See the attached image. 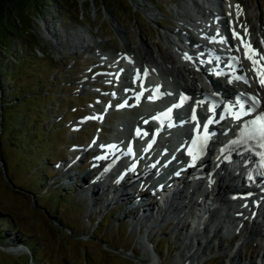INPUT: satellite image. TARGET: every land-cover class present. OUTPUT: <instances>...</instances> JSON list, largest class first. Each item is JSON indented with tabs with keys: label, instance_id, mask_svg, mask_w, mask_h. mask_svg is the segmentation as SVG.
Segmentation results:
<instances>
[{
	"label": "rangeland",
	"instance_id": "1",
	"mask_svg": "<svg viewBox=\"0 0 264 264\" xmlns=\"http://www.w3.org/2000/svg\"><path fill=\"white\" fill-rule=\"evenodd\" d=\"M238 1L246 17L251 1L264 19V0ZM182 2L62 0L63 17L50 8L43 15L28 9L25 19L31 21L26 25L30 27L26 36L31 40L27 43L39 47L42 59L36 64L46 69L43 84L35 90L45 96L38 101L43 113L30 110L27 117L22 112L15 115L14 108H9L6 118L0 117V264H143L153 255L158 264H184L190 253L182 242L184 230L173 229L174 220L160 225L143 244L145 228L131 224L137 209L122 213L128 207L121 205L118 211L111 208L119 201L108 204L102 187L97 205L92 206L86 197L89 194L82 191L83 185L89 186L94 180L99 166L95 160L101 159L98 153L88 154L93 148L82 149L110 139L112 131L108 128L123 116L135 118L140 113L139 108L126 109L123 114L103 112L100 116L97 111L112 99L121 101L120 93H127L128 89L118 85L130 84L128 64L140 63L138 57L133 59L139 53L140 40L154 50L164 47V32L179 26V16L171 9H180ZM182 34L187 36L186 32ZM24 38L13 40L10 51L1 49V61L16 62L17 49L30 50ZM126 43L133 47V54L128 52L132 60L122 56ZM105 54L106 58L101 56ZM114 71L121 79L113 78ZM3 78L0 76V91L9 90ZM91 118L95 120L88 122ZM82 165L85 168L81 171ZM70 174L86 182L78 187L79 178L77 184L66 181L64 177ZM149 198L141 199L149 203ZM221 234L224 238L214 239L207 250L196 248L199 264H264L259 256L264 246L261 236L253 235L231 249V234L225 229ZM185 242L187 246L196 244L189 237ZM152 245L158 250L156 254ZM221 247L236 255L234 263L220 251Z\"/></svg>",
	"mask_w": 264,
	"mask_h": 264
},
{
	"label": "bare ground",
	"instance_id": "2",
	"mask_svg": "<svg viewBox=\"0 0 264 264\" xmlns=\"http://www.w3.org/2000/svg\"><path fill=\"white\" fill-rule=\"evenodd\" d=\"M237 6L241 7L238 0H183L181 8L173 11L179 16L177 18L179 26H173L164 32L163 48L154 50L144 40H140L137 45L140 49L139 53L133 58L138 57L140 63L132 61L131 64L134 66H128L129 69L132 67L137 86L133 88L127 83L118 85L120 88L128 89L122 100L115 103L112 99L103 110L97 111L98 115L103 112L105 114H113L114 112L123 114L124 110L136 108V104H140L142 107L139 109L140 113L135 118L123 116L114 127L108 128L109 131H112L110 139L105 140V142L97 141L93 144L94 152L95 150L98 151V156L104 160H95L99 166L98 172H94V180L89 183V186L86 183L83 188L81 187L85 195L89 194L86 197L92 206L97 205L99 200L96 198L102 187L101 193L105 194L104 199L108 201V204L119 201L111 208H116L118 211L121 205L128 207L122 213L133 212L137 209L131 224L136 226L135 228H145L141 237L143 244V240H149L150 235H153L160 225L174 220L173 229L179 232L184 230L185 238L182 242L188 248L187 252L190 253L188 256L184 254L186 256V259H183L184 264H199L200 255H195L197 253L196 248H201L202 251L207 250L214 239L224 238L221 234L223 229L232 236L231 249L239 247L253 235L261 236L264 240V194L261 195L262 200L256 202L258 195L255 194V190L249 188L250 184L242 179L243 170L240 168H245L247 161L238 158L221 162L222 155H215L214 163H217V166H212L211 163L205 164L204 167L207 166V169L201 172H206L209 182L199 178L194 179V174L189 173L192 170L186 173L179 170L177 173L183 175L184 178L177 186L173 183L170 184V180H167L165 184L158 187L157 182L161 179L163 181L165 178L154 173L152 176L154 179L149 180L147 178L145 186L136 188L128 182L127 177L124 176L126 173H122L123 167H119L117 164L111 165V160L114 156V150H122L121 141L125 136V131L129 128L133 130L134 124L145 128L141 122L167 101L163 96L166 94L163 84L174 86L175 90L189 91L193 96L208 92L209 88L212 87L223 95L226 91L233 90L237 95L252 94L260 100L264 99V86H261L259 82L260 74L253 69L252 61L245 57V45L250 44L251 49L249 51L254 49L259 54L254 57L259 61L257 67L264 66V60H259V56H264V19L261 16L262 12L256 9L250 1L249 15L246 17L243 8L239 10ZM149 14L157 15L155 12ZM188 19L196 23L200 38H197L194 33L187 29ZM246 20L251 23L252 28L249 24L247 25ZM253 29L255 31H252ZM183 32H186L187 36L182 34ZM223 50L227 54H224L226 57L223 58L224 61L221 64L215 58L216 56L221 57ZM129 51L132 53L133 47L126 43L122 56L132 60L128 54ZM198 52L202 53L199 54ZM101 56L107 57L106 54ZM229 56L233 58L231 72L222 74V71L227 70L224 63L227 62ZM117 70L119 69L116 68L115 71ZM115 71L113 78L121 79V76L117 77ZM144 71L147 72L145 78H143ZM153 76L161 78L163 84L161 82L153 83L151 80ZM140 86L146 88L144 96L146 100L142 98L138 103L135 100ZM120 94L113 95L120 96ZM132 94L134 96H131ZM120 102L124 104L121 110L119 107L113 106ZM192 107L193 105H190L189 108L192 109ZM196 112L202 116L200 111L196 110ZM181 115L182 118L186 119L185 112H182ZM123 151L124 149L122 153ZM157 156L154 155L152 160L147 162L148 167L152 161L157 159ZM174 157L181 158V152L175 153ZM164 160L166 158L161 159V161ZM206 162L208 163V160ZM167 163L165 162V166ZM83 168H85L84 165L81 166V171ZM151 172L153 173L155 170L152 169ZM87 175L89 177V173ZM87 175H82V177ZM64 178L66 181L71 180L75 184L79 178L78 187L86 182L79 175L70 174ZM111 178L115 179V182L111 181ZM239 187H243L244 191H236V188ZM241 193H245L244 195L251 194L252 199L230 200L234 194ZM147 195L150 196L149 203L142 202L141 198H145ZM149 206L151 207L148 209ZM144 218H147L148 222ZM187 237L193 241L196 240V244L194 245L192 242L187 246L185 242ZM152 248L156 254L158 250L154 248V245ZM226 250L223 247L220 248L229 262L234 263L236 255ZM259 256L262 261L264 259V246L261 247ZM143 264H158V262L153 255L148 262H143Z\"/></svg>",
	"mask_w": 264,
	"mask_h": 264
},
{
	"label": "trees",
	"instance_id": "3",
	"mask_svg": "<svg viewBox=\"0 0 264 264\" xmlns=\"http://www.w3.org/2000/svg\"><path fill=\"white\" fill-rule=\"evenodd\" d=\"M61 3L62 0H0V76H3V80L9 84V90L0 91V117L3 119L6 118L9 108H14L15 115L22 112L27 117L30 110L43 113L38 101L45 95L41 96V92H37L35 87L43 84L42 78L46 69H40V64H36L42 59L37 51L39 47L27 43L31 38L26 36L30 31V27L26 25H29L31 20L27 22L25 14L31 8L34 12L43 15L45 9L50 8L53 14L63 17L65 9ZM21 38L25 39L26 46H31V49L28 51L24 48L17 49L14 53L17 56L16 62L8 58L5 62L1 61L3 57L1 49L10 51L12 41ZM3 65L5 70H2ZM9 97H13L14 100L9 102L6 100Z\"/></svg>",
	"mask_w": 264,
	"mask_h": 264
},
{
	"label": "snow or ice",
	"instance_id": "4",
	"mask_svg": "<svg viewBox=\"0 0 264 264\" xmlns=\"http://www.w3.org/2000/svg\"><path fill=\"white\" fill-rule=\"evenodd\" d=\"M237 8H239V6H237ZM243 43V41H242ZM245 48H246V51H245V57L249 60L252 61V64H253V69L256 70L258 72V74H260V84L261 86H264V66H261V67H257V65L259 64V61L257 59H254V57L258 56L259 54L253 49V50H250L251 49V45L248 44V45H245ZM259 60H264V56H259ZM250 99L254 102L253 103V107L252 108H249L247 112L244 111V104L241 103L240 104V109L241 111L238 112V113H235V118L236 119H240L241 116H244V115H247L249 112H251L253 110V108L258 105L260 103V101L257 99L256 96H252L250 97ZM211 122V121H209ZM252 126H253V133L258 136L261 141H264V116L262 117H258L256 120H253V121H250L249 122ZM256 125H259V127H256ZM247 127V125H246ZM195 143V141H194ZM261 146H264V143H262ZM196 157L193 156V161H195Z\"/></svg>",
	"mask_w": 264,
	"mask_h": 264
}]
</instances>
